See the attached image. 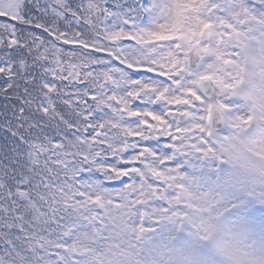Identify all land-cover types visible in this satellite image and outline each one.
<instances>
[{"label": "snow or ice", "instance_id": "snow-or-ice-1", "mask_svg": "<svg viewBox=\"0 0 264 264\" xmlns=\"http://www.w3.org/2000/svg\"><path fill=\"white\" fill-rule=\"evenodd\" d=\"M156 7L0 0V264H83L77 241L174 153L170 81L138 41Z\"/></svg>", "mask_w": 264, "mask_h": 264}, {"label": "trees", "instance_id": "trees-1", "mask_svg": "<svg viewBox=\"0 0 264 264\" xmlns=\"http://www.w3.org/2000/svg\"><path fill=\"white\" fill-rule=\"evenodd\" d=\"M153 3L157 6L153 9L155 14L150 22L140 29L138 41L147 53L145 62L162 75L170 72L172 65H181L186 62V49L183 45L188 46L193 40L201 37L214 2L212 0H153ZM239 6L233 12L235 17L242 19L244 18L242 10L244 7ZM162 38H174L176 41L157 51L152 44ZM152 54L155 55L151 56ZM158 87L170 100L179 99V93L174 90V83L171 81L166 85L158 83ZM184 89V93L188 95L194 91L195 80L190 79ZM259 105L264 122V84L260 93ZM238 115L242 121L246 120L243 109L239 110ZM196 124L199 130L206 128L205 123L201 121V116ZM251 148L255 154L264 156V127L253 140ZM210 152L213 154L212 151ZM171 157L172 155L158 158L159 163H155L156 171L176 173V165L169 166L170 169L165 167L166 164L160 166V162ZM243 165H250V169L238 175L235 173V177L228 175L224 180H220L218 175H215L209 181L206 179L202 165L199 164L196 168L194 178L197 186L192 187V195L201 212L200 221L210 224L208 232L213 223L219 219L221 211L228 209L245 195L244 189L251 191L249 182L253 181L255 175L264 173V162L251 158L249 163ZM200 182L203 183L199 184ZM260 185L261 187L254 185L253 188L262 191L260 189L264 187V184L260 183ZM154 190V182L150 174L145 171L141 174L140 182L116 194L110 210L111 219L95 234H83L73 249L78 256L86 258L83 264H165L169 256L168 251L173 247L182 248L181 264H218V257H214L215 254L201 250L203 241L199 236L204 234L201 227H197V232L190 235L188 240L182 244H173L172 241L181 226L179 207H175L174 213L169 214L170 219L164 235V256L160 252L158 256L152 259L149 257L147 260L144 254L142 255L141 237L145 229L144 215H148L150 208H154L161 216L166 209L165 204L154 200L149 203L146 200L154 197ZM175 194V192L169 193L171 203L176 201ZM246 229L256 234L264 233V228L260 229L257 225H249Z\"/></svg>", "mask_w": 264, "mask_h": 264}, {"label": "rangeland", "instance_id": "rangeland-1", "mask_svg": "<svg viewBox=\"0 0 264 264\" xmlns=\"http://www.w3.org/2000/svg\"><path fill=\"white\" fill-rule=\"evenodd\" d=\"M251 17V14L248 13V18ZM222 21V19H220ZM231 20L234 21V19L231 17ZM223 22L226 24V28L230 29V32L228 33L227 38V44L225 47H222V49L217 53V56L214 58L212 63H210L207 68H205L208 71V74H211L213 72H216V81L221 83L222 85L226 86V93L224 96V101H227V95L229 92H231L230 99L233 100L236 95H241L245 98L246 101L250 98V94L243 93L244 87L243 84L246 81L252 80L251 77H254L255 71V59L254 54L248 49L245 45L241 46L243 43L242 41L246 39V34L240 29L234 27V25L230 24V22L227 24L225 20ZM246 24H249L247 21ZM250 30L256 32L258 29V24H252L250 25ZM199 41L193 40L188 46H184L183 48L186 49V52L190 50L192 45ZM202 44H205V36L202 37L200 40ZM242 42V43H241ZM200 43V44H201ZM241 43V44H240ZM238 48L239 50H235ZM229 59H234L232 61H229ZM261 66V67H260ZM241 70L244 71V75L242 77V86L240 84L239 89H237V86L235 85L237 82V79L239 77V73ZM260 79L264 82V69L262 64L258 66ZM261 84V83H260ZM247 132L243 130L241 135L246 134ZM250 151L246 148L241 150V156L243 158L250 157ZM241 159V160H242ZM240 165V164H239ZM239 165L236 168V171H247L248 167L243 166L239 167ZM239 167V168H238ZM185 194L184 189L182 188V195ZM150 234V233H149ZM213 239V238H212ZM212 239L210 240V243H212ZM159 241V234L157 232H152L148 239L146 240V248H148V245H150L152 242L157 243Z\"/></svg>", "mask_w": 264, "mask_h": 264}, {"label": "clouds", "instance_id": "clouds-1", "mask_svg": "<svg viewBox=\"0 0 264 264\" xmlns=\"http://www.w3.org/2000/svg\"><path fill=\"white\" fill-rule=\"evenodd\" d=\"M215 225L218 264H264V233L250 232L243 224L223 215Z\"/></svg>", "mask_w": 264, "mask_h": 264}, {"label": "water", "instance_id": "water-1", "mask_svg": "<svg viewBox=\"0 0 264 264\" xmlns=\"http://www.w3.org/2000/svg\"><path fill=\"white\" fill-rule=\"evenodd\" d=\"M208 57V52L201 51L199 46H195L189 55L190 66L194 70H198L205 59ZM199 88L207 99L211 101L210 119L212 127H215L214 120L221 121L223 119L224 108L220 105L218 97L221 93V87L213 84L211 77L202 78L199 82ZM175 118V112H172V120Z\"/></svg>", "mask_w": 264, "mask_h": 264}]
</instances>
